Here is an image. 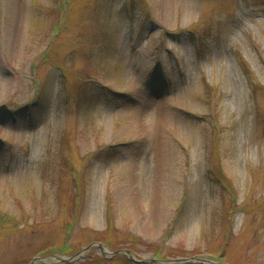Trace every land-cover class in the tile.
Masks as SVG:
<instances>
[{
  "label": "rangeland",
  "instance_id": "obj_1",
  "mask_svg": "<svg viewBox=\"0 0 264 264\" xmlns=\"http://www.w3.org/2000/svg\"><path fill=\"white\" fill-rule=\"evenodd\" d=\"M0 89V264H264V0H0Z\"/></svg>",
  "mask_w": 264,
  "mask_h": 264
},
{
  "label": "water",
  "instance_id": "obj_2",
  "mask_svg": "<svg viewBox=\"0 0 264 264\" xmlns=\"http://www.w3.org/2000/svg\"><path fill=\"white\" fill-rule=\"evenodd\" d=\"M94 247H98L104 257H106L107 255H112V256H116L118 254H124L128 257V259L134 263H139V264H146L148 263V261H139L137 260L128 250H121V251H117V252H112L110 251V249L108 247H106L104 244H99V243H93L91 245H89L87 248H85L81 253L75 255L74 257H70V258H46V259H40V258H36L31 264H35L37 261H48V260H54V261H58L61 263H73L75 261H78L79 259H82L85 257V254H87L88 252H90ZM163 263H167V264H193L196 262H199L200 264H214L212 262H208L206 260H198V259H188V260H176V261H162Z\"/></svg>",
  "mask_w": 264,
  "mask_h": 264
},
{
  "label": "bare ground",
  "instance_id": "obj_3",
  "mask_svg": "<svg viewBox=\"0 0 264 264\" xmlns=\"http://www.w3.org/2000/svg\"><path fill=\"white\" fill-rule=\"evenodd\" d=\"M1 91L0 92H2L3 90L2 89H0ZM146 103H149V100L147 101H145ZM148 128H149V126H147V125H145V124H141V130H140V132H142V133H146V131L148 130Z\"/></svg>",
  "mask_w": 264,
  "mask_h": 264
},
{
  "label": "trees",
  "instance_id": "obj_4",
  "mask_svg": "<svg viewBox=\"0 0 264 264\" xmlns=\"http://www.w3.org/2000/svg\"><path fill=\"white\" fill-rule=\"evenodd\" d=\"M4 218H5V220H6L8 217L6 218V217H4V215L1 214V215H0V219H4ZM0 226H1V225H0ZM106 245L112 247V245H111L110 243H107ZM65 253H67V252H65ZM120 256H121V255H119V257H120Z\"/></svg>",
  "mask_w": 264,
  "mask_h": 264
}]
</instances>
